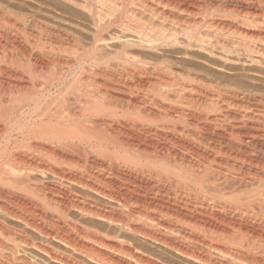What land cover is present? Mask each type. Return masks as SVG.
<instances>
[{
    "label": "bare ground",
    "instance_id": "obj_1",
    "mask_svg": "<svg viewBox=\"0 0 264 264\" xmlns=\"http://www.w3.org/2000/svg\"><path fill=\"white\" fill-rule=\"evenodd\" d=\"M131 237L264 264V0H0V264Z\"/></svg>",
    "mask_w": 264,
    "mask_h": 264
},
{
    "label": "rangeland",
    "instance_id": "obj_2",
    "mask_svg": "<svg viewBox=\"0 0 264 264\" xmlns=\"http://www.w3.org/2000/svg\"><path fill=\"white\" fill-rule=\"evenodd\" d=\"M96 223L95 222H89V224H87L88 226H91V225H95ZM76 232L75 233H77L78 231L77 230H75ZM77 235L79 236V237H81L80 236V234L79 233H77ZM82 238H83V236H82ZM88 239V238H87ZM85 237H84V240L86 241L87 240ZM131 240L133 241V247H134V249H135V251H136V253H139V254H141V255H144L145 257H148L147 259H149V260H157V261H154V262H159L160 261V263L162 262V264H167L166 262H168V264H178L179 263V261H180V259L178 258V257H176L175 255H172L171 253H168L167 251H163L161 248H159V247H156L155 245H152V244H150V243H148V242H145V241H143V240H141V239H133L132 237H131ZM139 240V241H138ZM88 241L90 242V243H95V242H93L92 240H90V239H88ZM142 241V242H141ZM96 244V243H95ZM100 247V246H99ZM104 249H106L107 251H109V252H111V253H113V254H116V255H118V256H125L124 254H122V252L121 251H116V250H113V252H112V249H109V248H104ZM71 249H69V251H70ZM26 252H27V255H29L28 257L30 258H32V256L33 255H35L37 258H39V261H41L40 259V256L41 257H43V253H41V252H39V251H37L36 249H34V248H27L26 249ZM32 252V253H31ZM36 252V253H35ZM71 252H73V254L74 253H77V254H75L76 255V257L78 258L79 256H81V258H82V260L83 261H85L87 264H95V262H93V260L89 257V256H86V255H81L79 252H76V251H72L71 250ZM114 252H116V253H114ZM120 252V253H119ZM167 252V253H166ZM39 253V254H38ZM80 255H79V254ZM74 255V256H75ZM78 255V256H77ZM166 255V256H165ZM7 256H8V250H5V248H3V247H1L0 246V260H7ZM83 256V257H82ZM158 258H157V257ZM168 256V257H167ZM126 257V256H125ZM80 257L78 258V259H81ZM84 258V259H83ZM178 258V259H177ZM176 259V260H175ZM162 260V261H161ZM179 260V261H178ZM133 261V263L134 264H147L148 262L146 261V262H142V261H138V260H135L134 261V259L132 260ZM164 261V262H163ZM89 262V263H88ZM92 262V263H91ZM139 262V263H138ZM171 262V263H170ZM174 262V263H173ZM176 262V263H175ZM53 263V262H52ZM97 264V263H96ZM149 264V263H148Z\"/></svg>",
    "mask_w": 264,
    "mask_h": 264
}]
</instances>
